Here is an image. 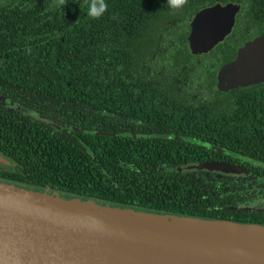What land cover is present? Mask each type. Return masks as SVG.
Here are the masks:
<instances>
[{
	"label": "trees",
	"instance_id": "1",
	"mask_svg": "<svg viewBox=\"0 0 264 264\" xmlns=\"http://www.w3.org/2000/svg\"><path fill=\"white\" fill-rule=\"evenodd\" d=\"M218 1L242 2L252 22L264 23V0H188L179 9L167 0H105L99 19L88 16L89 0L0 3V94L20 112L0 105V148L15 163L0 168V178L116 204L264 223L250 185L263 183L256 177L264 167L241 178L175 170L190 161H230L229 154L264 162V83L191 98L179 94L164 66L148 62L168 35L165 25ZM186 26L166 56L172 70L194 58ZM216 49L217 65L234 55L226 42ZM49 121L87 126L90 150L83 132L62 136ZM123 131L128 135L117 134ZM27 176L29 183L13 181Z\"/></svg>",
	"mask_w": 264,
	"mask_h": 264
},
{
	"label": "water",
	"instance_id": "2",
	"mask_svg": "<svg viewBox=\"0 0 264 264\" xmlns=\"http://www.w3.org/2000/svg\"><path fill=\"white\" fill-rule=\"evenodd\" d=\"M239 7L228 2L200 10L191 22L189 48L196 54L212 50L231 32ZM260 82L264 34L246 42L221 67L217 88ZM11 164L0 148V167ZM201 170L251 174L218 160L178 168ZM256 179L264 182V177ZM0 264H264V223L116 204L0 178Z\"/></svg>",
	"mask_w": 264,
	"mask_h": 264
},
{
	"label": "flooded vegetation",
	"instance_id": "3",
	"mask_svg": "<svg viewBox=\"0 0 264 264\" xmlns=\"http://www.w3.org/2000/svg\"><path fill=\"white\" fill-rule=\"evenodd\" d=\"M228 2H232V1H228ZM228 2L226 3H221V2H216L214 4H208L205 5L201 8H199L198 10L194 11L193 15L190 18L186 17H182L180 19H178L176 22L174 23H170L164 26L163 30L164 33H168L167 36L172 35L173 38L175 39L174 42H172L171 44H166V46L162 49V50H158L157 47L159 45L162 44V42L164 40H166L167 36H161V41L159 42V44L157 45V47L154 49V53L152 54L153 56H151V58H149V63L150 64H155L157 67L162 64V66L164 67H168L170 71L173 72H165L163 74H166L168 78H170L172 81L174 82H178V91L179 94H186L187 96L191 97V98H196L197 96H201V97H211L213 95V93L215 92V90H218L217 88V83H218V72L221 69V67L234 60L236 58V56L238 55V51L239 49L248 41L254 39L257 36H262L264 34V23L263 24H259V23H254L252 22L247 13L249 11H247L244 3L242 2H238L240 3V7L237 10L236 14H235V20H234V25L232 27L231 32L219 43H217L214 48L212 50H210L207 53H202V54H196L194 53L190 48L189 51L191 53V55L194 56L193 59H191V62L183 65V67L180 70H172L168 65H167V57L168 55L172 54L174 51H176L174 49L175 46L178 45V39H179V35H178V30H180V25L183 22H187V30H188V35H187V40H188V36L190 35L191 32V22L194 18V16L202 9L209 7V6H214L217 3H220L221 5H226ZM237 2H232V3H237ZM222 42H226L227 44H229L233 49H234V55L233 57L224 63H220L217 65V60H216V56L213 54L214 52L217 51L216 47L217 45H219ZM173 47V48H172ZM188 47H189V41H188ZM160 53V54H159ZM169 60V58H168ZM149 70L153 71V68H148ZM160 72V71H159ZM155 73V72H154ZM214 79V81H213ZM212 80V81H211ZM211 83V84H210ZM261 83L264 82H260L257 84H252V85H247V86H239V87H250L252 88V86L255 85H259ZM212 85V86H211ZM238 88V87H236ZM233 88V89H236ZM230 89V90H233ZM228 90V91H230ZM221 91V90H219ZM225 91V92H228ZM0 105L4 108H7L9 110V112H16L17 115H20L19 112V106L17 105V103H15L13 100H9L7 101V99L3 98L2 100H0ZM87 117L86 114H84L82 116ZM36 118L39 119H43V121H47V119L42 118V116H36ZM49 124L57 131L61 132L62 136H65L67 133H73L75 136L80 137L78 133L83 132L84 134V138H81L82 143L84 145V148L89 151L90 147H89V143H88V128L87 126L84 127V129L80 126H75L72 124L67 125V123L63 122L62 124H58L55 123L53 121H49ZM82 124H89V122L84 121ZM106 128H110V126L107 125H103ZM134 126V124H132V127ZM67 128L66 131H63V128ZM51 134H55L54 131L50 130ZM92 133L94 134H102V135H111L113 134V132H110L108 130H99V129H94L92 130ZM129 132H120L117 133L120 136H127ZM138 134L142 135L145 134L141 128H139V132ZM138 134L136 133H130L131 136H137ZM180 138H183V136H180ZM103 147V145H102ZM230 156V161L227 162H233L235 164H238L246 169H249L251 171L252 175L250 177H255L257 176V171L253 170L252 167L253 166H258L255 162V159L252 158H244L242 159L244 156H242V158H240L237 155H233V154H229ZM11 161L12 164L8 165L5 168L4 172H7L8 170H11L15 163L14 160L12 159V157L7 156ZM204 161H214V160H204ZM191 162V161H190ZM189 163V162H187ZM186 163V164H187ZM185 164H181L177 167H175V170L177 172H182V171H178V168L182 167ZM124 167H127V165L124 163ZM2 168V167H0ZM262 173H264L262 171ZM249 175H245V176H249ZM259 175V174H258ZM0 176L2 177V175L0 174ZM245 176H241V177H245ZM6 177L9 180H12L10 176H3ZM29 176L26 177V179H22L19 180L18 178H14L13 181H18L20 183H29L31 181L27 180ZM240 177V178H241ZM257 177H262V176H257ZM264 177V175H263ZM250 185H254V191L252 190V194L257 198V201L255 202L256 205H259L260 203H264V182L263 183H255L254 181L250 183ZM260 185V186H259ZM52 190V189H50ZM264 209V207H262Z\"/></svg>",
	"mask_w": 264,
	"mask_h": 264
},
{
	"label": "clouds",
	"instance_id": "4",
	"mask_svg": "<svg viewBox=\"0 0 264 264\" xmlns=\"http://www.w3.org/2000/svg\"><path fill=\"white\" fill-rule=\"evenodd\" d=\"M188 0H167V4L171 9L182 8L187 4ZM67 3V0H56V6L62 7ZM108 9V5L105 0H89L88 3V16L92 19H99ZM113 19H116L113 16ZM31 115L35 116V112H31Z\"/></svg>",
	"mask_w": 264,
	"mask_h": 264
},
{
	"label": "rangeland",
	"instance_id": "5",
	"mask_svg": "<svg viewBox=\"0 0 264 264\" xmlns=\"http://www.w3.org/2000/svg\"><path fill=\"white\" fill-rule=\"evenodd\" d=\"M5 1H8V0H0V3L5 2ZM173 39H174V38H173L172 35L167 36L166 40H164V41L162 42V44L159 45V46L157 47V49H158V50H162V49L166 46V44L169 45V44H171L172 42H174ZM159 54H160V53H159ZM154 65H155V64H154ZM161 65H162V64H160V65L157 67V69H161ZM163 69H164L166 72H173V71H170L168 67H164ZM257 206H260V207L262 208V207H264V203H260V204L257 205Z\"/></svg>",
	"mask_w": 264,
	"mask_h": 264
}]
</instances>
